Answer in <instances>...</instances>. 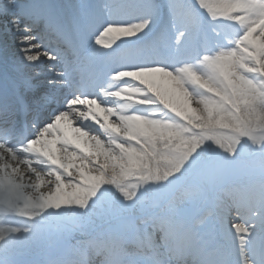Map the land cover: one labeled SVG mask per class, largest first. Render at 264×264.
<instances>
[{"label": "clouds", "instance_id": "clouds-1", "mask_svg": "<svg viewBox=\"0 0 264 264\" xmlns=\"http://www.w3.org/2000/svg\"><path fill=\"white\" fill-rule=\"evenodd\" d=\"M99 4L123 8L130 27L143 24L132 41L138 54L120 43L132 38H110L107 49L93 43L109 63L91 82L73 57L65 69L69 93L56 112L121 163L90 161L105 183L77 185L72 197L83 191L87 202L51 214L56 223L45 241L11 251L0 244V264H264V116L256 124L257 110L264 113V50L247 54L252 28L264 33V0H190L188 24L141 14L143 0ZM129 91L139 97L134 111L106 109L108 123L91 112L93 102ZM35 175L27 167L18 173L29 188ZM192 183L203 199L194 224L177 206ZM221 217L245 231L226 236ZM147 223L153 239L157 232L167 238L164 253L141 246Z\"/></svg>", "mask_w": 264, "mask_h": 264}, {"label": "snow or ice", "instance_id": "snow-or-ice-1", "mask_svg": "<svg viewBox=\"0 0 264 264\" xmlns=\"http://www.w3.org/2000/svg\"><path fill=\"white\" fill-rule=\"evenodd\" d=\"M72 13L61 15L53 8H40L37 6H21V0H0V27L7 26L15 37L19 48L20 60L11 68H6L0 61V201H13L24 198V184L17 179L20 173L19 167L12 162L19 161L22 164L30 165L32 160L46 165L48 170H55V165L59 162L50 155V148L44 142L48 135V127L52 125L59 116L57 112L45 117L42 111L36 110L29 99V94L38 96L44 91L43 86L37 81L41 76L38 70L47 62L48 71L54 72L55 63H61L65 67L77 59L79 69L85 79L91 82L98 72V57L91 50L94 43L97 47L107 49L109 39L116 34L127 37H134L136 31L143 27V24L136 23L134 27L128 26L129 13L117 5L89 4L88 0L72 6ZM141 14L149 16L171 15L178 21L188 24L193 18L190 7V0H164L162 5L160 0H143ZM111 25V26H110ZM62 76L63 72L55 73ZM11 81L17 92L23 89V94L13 99L12 93L7 85ZM49 85L56 83L49 79ZM35 111L33 126L36 127L34 135H20L18 133V115L27 117ZM42 124V126H40ZM18 140L23 146L16 147L10 142ZM178 163H182L179 161ZM29 171L36 172L38 180H43L34 168ZM96 185L97 190L105 183L104 178H99ZM191 191L198 193V198L190 203L193 206V215L189 219L190 224H194L203 212V199L197 184L192 183ZM93 191L89 195H95ZM85 193L81 192V199L78 204L87 202ZM53 198H48L43 206H49ZM56 206L58 205H51ZM235 223V227H233ZM244 223H226L223 217L220 218V227L225 230V235L233 232L242 233L246 229ZM10 232L18 234L19 229H10ZM33 241L18 239L14 244L2 251L21 250L30 248ZM141 246L158 250L169 249L170 245L165 237L161 242L153 239L151 232L146 231L140 240Z\"/></svg>", "mask_w": 264, "mask_h": 264}, {"label": "bare ground", "instance_id": "bare-ground-1", "mask_svg": "<svg viewBox=\"0 0 264 264\" xmlns=\"http://www.w3.org/2000/svg\"><path fill=\"white\" fill-rule=\"evenodd\" d=\"M75 1H77V3H75ZM61 3H66L69 5L70 7V12L72 13L73 9L72 6L76 5V4H80L83 2V0H60ZM96 2V1H95ZM94 2V0H88L89 4H96ZM252 36H256V39H252ZM119 37V38H118ZM114 38H118V40L120 39H134V37H127L121 34H116L114 36ZM16 39V37L9 31L7 30V26H3L0 27V59L5 63V67L6 68H11V66L15 63H18L20 60V52H19V48L21 47L20 45L17 44V42L15 41V43H13V41ZM136 39V38H135ZM134 39V40H135ZM125 40H122L121 42H124ZM249 41L251 44V48L254 51H247V54L249 56H256L258 58L259 53L261 50H264V33H259L257 31V28H254L251 30V34L249 35ZM120 42V43H121ZM107 60V58L104 59V62ZM51 63H45L44 66L40 67V69H45V71L41 72V75H44V83H43V88L44 91L39 94L38 96H32L31 94H29V98L32 97L33 98H37V99H41V100H48V96L51 97V95H56L58 94L59 97H61L62 100V106L65 102L66 99L65 95L69 93V89L67 86V79H66V75L63 74L61 78H54L55 74L53 73L52 76L50 77V73L48 71V65ZM59 66H55L54 70H56ZM154 77L153 79L156 80L157 83H161V84H165V81H161L159 79L158 76L155 75H149V74H145V77ZM144 77V78H145ZM137 78H140L139 76ZM49 79H53L56 81V83L49 85L47 83V81ZM87 81V79H86ZM42 83V82H41ZM124 94H128V95H133L134 97H138L137 94L132 93L131 91L129 92H122ZM81 99H83V97H81ZM61 106V107H62ZM91 112L95 113V108L99 109L101 112L106 113V108L104 106H101L95 102H93L90 106ZM136 108V104L134 103H130V102H125L123 104L122 110L123 111H134ZM59 109V108H58ZM58 109H56L55 111H57ZM95 110V111H93ZM54 111V112H55ZM97 112V111H96ZM97 118H98V113H95ZM49 115H45V117H48ZM261 116H264V113H260L259 110H257V115H256V124L259 125L260 124V118ZM113 119H115V115L112 116ZM18 121V118H16ZM72 125V126H71ZM114 127H116V125L111 124ZM42 126V124L40 125ZM71 126V127H70ZM67 127H69V129L72 131L71 133L68 134ZM93 127H96L95 125H93ZM36 127L33 130L32 133H30L31 135H34L36 132ZM75 130V132L73 131ZM50 148V155L54 156L56 159L58 158H64L65 157V161L67 162V165L69 167H72L70 170L72 171V174L75 175L77 178H81L83 179V181L85 182L86 185L90 184V178H97L98 179L102 176H100L98 173L93 171L94 166L90 163V161H94L97 160L99 158L100 161H108L109 162V158H107L105 155H101L100 154V150L102 149V146L96 145L94 144L88 136L84 135L83 132H79V130L73 125L72 119L70 117L69 114L65 113L62 115H59L56 118V121L50 125L48 127V135L45 137V141H44ZM16 147H18L17 145H14ZM54 146L56 147V149L54 150ZM165 146L164 145H159L158 146V150H165ZM88 150H92V152H96V155H92L88 152ZM99 152V153H98ZM79 163L81 164L83 167V170L81 168H76L74 166H71L72 163ZM14 166H18L19 170L22 171L25 167L28 166H32V165H36L37 168H40V165L35 161L32 160L30 165H25L20 163L19 161H14L12 162ZM111 164H120V161H113V162H109ZM107 166V165H106ZM57 170V165H55V170H48L46 168V170L44 169V174H40V177L42 178L43 182L42 183H36L35 185H33L32 187L35 188H41L45 195H43V197H48V195H51V197L49 198H53L51 200V203L55 204V200L56 197H59V200L56 202V205H58V209L60 208H69L70 206L73 205H79L77 203V200L74 199L72 197V193L77 191V187L73 184L74 182L71 183H64L66 185V189L63 188L61 186V184L58 182L57 176L55 174L54 171ZM65 173V172H64ZM63 174V173H62ZM67 174V173H65ZM34 178L36 179V181L38 180L37 176H34ZM51 179L52 180V184L49 185L48 184V180ZM118 179H121L120 177H118ZM100 182V180H99ZM30 183V182H29ZM28 186V185H26ZM51 188V191H48V189ZM56 192L57 195L56 197H52L53 193ZM37 194V192L35 193ZM26 195H28V191L26 193ZM66 195H69L70 197H67ZM198 197H194L193 195V199H196ZM17 204L20 205V211L21 209H25L24 211H21V213L25 214V213H30V214H34L38 217H43L44 216H49L51 219L54 220V218H52V215L49 213V209L43 210L42 208H40V203L39 204H35V200L28 198V197H24L23 199L20 200H16ZM0 204H2L3 207H10L12 208L14 205L13 203H9L8 201H0ZM60 212V211H59ZM57 213V212H55ZM41 217V218H42ZM19 222L18 219V215L16 214L15 211H10V216L9 217H5L4 214L0 217V244H4L7 243L8 248H10L15 241H17L18 239L21 240H28V241H45L47 239V235L49 232V230L54 226V225H49V224H43V226H45L47 228V231L45 232L44 227L39 226L40 224H38L37 226H34L33 229H31L30 231H19L18 234H14L12 232H10L11 228V224H16ZM141 230L147 228L148 231H152V225L151 223H147V224H142L141 225ZM219 227V225H218ZM49 228V229H48ZM47 233V234H46ZM157 234L160 235V233L158 232ZM156 234V235H157ZM157 238V236H155Z\"/></svg>", "mask_w": 264, "mask_h": 264}, {"label": "rangeland", "instance_id": "rangeland-1", "mask_svg": "<svg viewBox=\"0 0 264 264\" xmlns=\"http://www.w3.org/2000/svg\"><path fill=\"white\" fill-rule=\"evenodd\" d=\"M96 1V2H95ZM94 2L96 3V4H99V0H94ZM75 3H77V1H75ZM68 8H70L69 6H68ZM65 9L67 10V12H68V9L65 7ZM69 14V13H68ZM255 28V27H254ZM254 28H252V29H254ZM112 38H114V37H112ZM119 38V37H118ZM118 38H114V40H118ZM135 39V38H134ZM252 39H256V36H252ZM15 41H16V39L13 41V43H15ZM125 41H129V40H125ZM123 43V42H122ZM21 46V45H20ZM47 63H52V62H47ZM55 65H60V63H55ZM61 66V69L60 70H57L56 72H63V70H62V68H63V65H60ZM40 72H43V71H45V69H38ZM154 77H152V76H150V77H145V79H153ZM139 79V78H138ZM154 80V79H153ZM37 81L40 83V84H43L44 83V79L43 78H40V77H37ZM42 82V83H41ZM121 96L120 97H122L121 99H122V101L119 103V101L118 100H115V99H112V98H108L106 101H105V104L104 105H102V106H104L106 109H113L114 107L115 108H119L122 112H125V113H130V112H132V110L131 111H123L122 110V107H123V103H125V102H130V103H134V104H136V101H137V99L139 98V97H134L133 95H128V94H123V93H121L120 94ZM117 97H119V96H117ZM92 110V109H91ZM97 112H96V111ZM95 110H93V111H95V113H98V119L100 120V122L101 123H108V119H109V117H108V114L107 113H103V112H101L98 108L96 109L95 108ZM72 126V125H71ZM70 126V127H71ZM109 127H112V128H114V129H116V131L117 132H119V129H117L116 127H114L113 125H111V124H109ZM66 131H68V134L69 133H71L72 131L69 129V127H67V130ZM74 132H75V130H73ZM79 132H80V130H79ZM70 135V134H69ZM179 146V145H178ZM56 149V147L54 146V150ZM160 151H166V149L165 150H160ZM88 152H90L89 153V155L90 154H92V155H96L97 153L96 152H92V150H88ZM99 153V152H98ZM100 154L101 155H105L107 158H109V162H113V161H116V160H113V159H111L110 157H108L106 154H102V149L100 150ZM157 159H159V158H157ZM59 162L56 164L57 165V170L56 171H54L55 172V174H56V176H57V179H58V182L61 184V186L63 187V188H65L66 189V185L64 184V183H71V182H74L73 184L77 187V185H82V186H88V185H86L85 184V182L83 181V179H79V178H77L75 175H73L72 174V171L70 170L72 167H69L68 165H67V162L65 161V157L64 158H58L57 159ZM38 163V162H37ZM153 163V165H156V163H157V161H153L152 162ZM39 165H40V168H37V166L36 165H32V166H28L27 168H34V169H36V170H39V169H45L46 170V165L45 164H43V163H38ZM71 166H74V167H78V168H81L82 170H83V166L81 165V164H79V163H77V162H75V163H72V165ZM109 170H111V169H109ZM67 173V174H65V173ZM63 173V174H62ZM43 174H44V172H43ZM35 176H37V175H35ZM103 177V176H102ZM104 178V177H103ZM17 179L19 180V177H18V175H17ZM117 180H120V179H118V177H117ZM27 191H28V195H26V193H27ZM23 192H24V197H28V198H31V199H33V200H39L40 201V205H38V206H40V208H42L43 210H46V209H49L48 211H49V213L50 214H53V213H55V212H59V211H61V210H64V209H70V208H75V207H77V205H73V206H70L69 208H57L56 206H51V205H56V202H57V200H55L56 202H55V204L54 203H51L49 206H43L44 205V203H45V201L49 198V197H51V195H48V197H43V195H45V193H44V191L39 187V188H35L34 189V187H31V188H29V186H26V185H24V189H23ZM37 192V194H35V196L33 195V193H36ZM56 195H57V193L56 192H54L53 193V195H52V197L54 196V197H56ZM193 195H194V197H198V193H196V192H193V191H191L190 189L188 190V191H186V192H184V194L180 197V200L179 201H177V206H178V209L180 210V212H181V214L184 216V218L187 220V221H189V219L192 217V215H193V206H192V204L190 203V201L191 200H193ZM67 197H70L69 195H66ZM13 203V207L12 208H10V207H5V209H7L8 211H13V210H16L18 213H19V215L21 216V217H23L24 219H26V218H28V219H30L31 220V222H33L32 224L33 225H38V224H49V225H54L55 223H56V221L55 220H53V219H51L49 216H44V218L42 217H38V216H36V215H32V214H30V213H26V214H22L19 210H20V205H18L17 204V202L16 201H13L12 202ZM1 205V204H0ZM2 206V205H1ZM9 214H10V212H9ZM11 226V228H13V229H19V231H23V230H26V231H28V230H31V229H33L34 227L31 225V224H28L27 222H24V221H22V220H20L18 223H16V224H11L10 225ZM140 227H142L141 225H140ZM49 229V228H48ZM44 230H45V232L47 231V228L44 226ZM48 233V232H47ZM46 233V234H47Z\"/></svg>", "mask_w": 264, "mask_h": 264}]
</instances>
